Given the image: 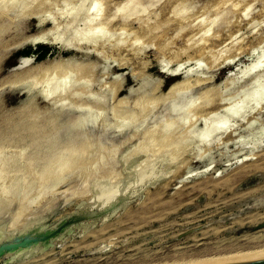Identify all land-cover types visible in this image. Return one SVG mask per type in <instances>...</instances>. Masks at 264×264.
I'll list each match as a JSON object with an SVG mask.
<instances>
[{
	"label": "rangeland",
	"instance_id": "rangeland-1",
	"mask_svg": "<svg viewBox=\"0 0 264 264\" xmlns=\"http://www.w3.org/2000/svg\"><path fill=\"white\" fill-rule=\"evenodd\" d=\"M66 132L48 178L1 202L0 264H170L264 244V0H0L1 141ZM10 141L0 157L25 161Z\"/></svg>",
	"mask_w": 264,
	"mask_h": 264
},
{
	"label": "bare ground",
	"instance_id": "bare-ground-1",
	"mask_svg": "<svg viewBox=\"0 0 264 264\" xmlns=\"http://www.w3.org/2000/svg\"><path fill=\"white\" fill-rule=\"evenodd\" d=\"M172 93V92H171ZM53 123H54V121H53ZM52 123V124H53ZM57 123V122H56ZM56 123H54L55 124V126L57 125ZM67 123V122H66ZM66 123H64V125H66ZM69 123V122H68ZM60 124V123H59ZM69 125V124H68ZM37 126V125H36ZM54 126V125H53ZM59 126H63V125H59ZM36 128V127H35ZM68 128H70L71 129V127L69 126ZM170 128V127H169ZM168 127H167V129H165L166 131L165 132H167L168 131V129H169ZM60 129V128H59ZM22 130V129H21ZM72 130V129H71ZM70 130V131H71ZM74 130V129H73ZM171 130V132H172V129H169V131ZM57 131V130H56ZM59 131V130H58ZM60 132V131H59ZM73 133H74V131H72ZM72 132H66V135L68 136V137H66V139H64V138H62V136L60 137L59 135H57V136H59V138H57L56 137V139H53L52 141H51V139H50V141H51V145H47V147H37V146H34L33 144H30V146L28 145L29 144V142L27 143L26 141H22V142H17V139H15V140H13V142L12 141H10V140H8V141H10L9 143H11L12 145H14L17 149L15 150V148H13L12 147V149H14V151L13 152H17L18 151V153H17V155L19 156V153H20V151L19 150H21V148H22V150L24 149V148H26L25 149V152H24V154L26 153V155H25V158H26V160L25 161H23V160H15L14 159V157H5V158H2V157H0L1 159H0V204H1V202L4 200V198H6V197H8V196H10V195H12V194H14V193H16L17 192V189H19L20 188V185H21V183L22 182H24L25 181V179L29 176V175H31V174H37V175H39L41 178H43V181H44V179H46V178H48V175H47V173H45L44 172V170L46 171V169H45V167L48 165V162H49V159H50V156H51V154H57V153H60V152H62L63 150H64V148H65V146L66 145H68V143H66V142H68V138H71V136H73V135H75V134H73V135H70V134H72ZM162 132H163V130H162ZM170 132V133H171ZM175 132V131H174ZM22 133H23V131H22ZM55 133V132H54ZM57 133V132H56ZM69 133V134H68ZM164 133V132H163ZM77 134V133H76ZM171 134H174L173 132L171 133ZM164 135H166L165 137H168V136H170V135H168V133H164ZM168 135V136H167ZM52 136H54V134L52 135ZM159 137H161L160 136V134L158 135V138ZM172 137V136H171ZM175 137V136H174ZM24 138V137H23ZM62 138V139H61ZM72 138H74V136L72 137ZM79 138V137H78ZM147 138V137H146ZM152 138V137H151ZM154 138V137H153ZM162 138V137H161ZM164 138V137H163ZM75 139H76V135H75ZM157 139V138H156ZM156 139H154V140H156ZM166 139H168V138H166ZM166 139L165 140H163V142H165L166 143ZM73 140V139H72ZM71 140V141H72ZM148 140V139H147ZM161 140V139H160ZM161 140V141H162ZM169 140H171L170 139V137H169ZM172 140H173V138H172ZM171 140V141H172ZM8 141H6V142H2L1 141V138H0V146L2 145V144H4V143H7ZM16 141V142H15ZM37 141V140H36ZM66 141V142H65ZM74 141V140H73ZM174 141H175V139H174ZM49 142V141H48ZM80 142H81V140H80ZM80 142H78V143H80ZM89 142H90V140H89ZM158 142V143H157ZM172 143H173V141H172ZM172 143H170V146L172 145ZM45 144V143H44ZM72 143L70 142V145H71ZM86 144V143H85ZM90 146H92L90 143H88ZM88 144H86V145H84V144H82V145H84V146H86L87 147V145ZM156 144H158V145H160V144H164V143H161L160 142V144H159V140H157L156 141ZM167 144H168V140H167ZM175 143H173V145H174ZM177 144V143H176ZM175 144V146H178V145H176ZM94 145V144H93ZM158 145H156V146H158ZM169 145V144H168ZM69 146V145H68ZM101 146V148H102V145H100ZM164 145H162V147H163ZM165 146H166V144H165ZM170 146H168V147H170ZM6 147V146H5ZM24 147V148H23ZM93 147V146H92ZM159 147V146H158ZM161 147V146H160ZM66 148H67V146H66ZM71 148V147H70ZM78 148V147H77ZM88 148V147H87ZM89 148H91V147H89ZM164 148V147H163ZM167 147H165V149H166ZM173 148V146L172 147H170V148H168V149H172ZM1 149H2V147H1ZM74 149H76V148H74ZM155 149H156V147H155ZM155 149H152L151 148V150H152V152L155 150ZM157 149H159L160 150V148H157ZM174 149V148H173ZM68 150V149H67ZM80 150V149H79ZM84 150V149H83ZM90 150V149H89ZM92 150V149H91ZM162 150V149H161ZM160 150V151H161ZM65 151V150H64ZM82 151V150H81ZM85 151V150H84ZM88 151V150H87ZM156 151V150H155ZM164 151H167V150H164ZM170 151V150H169ZM75 152V151H74ZM162 152V151H161ZM168 152V151H167ZM64 153V152H63ZM82 153H84L83 151H82ZM156 153V152H155ZM14 155L16 154V153H13ZM90 154V153H89ZM152 154H154V152L152 153ZM172 154V153H171ZM13 155V156H14ZM20 155H21V153H20ZM87 156V153H85L84 154V156ZM12 156V155H11ZM16 156V155H15ZM56 156V155H55ZM62 156V155H61ZM56 157H58V159H60L59 158V156L57 155ZM51 159H52V157H51ZM55 161H57L56 160V158H55ZM53 162H54V159H53ZM53 162H49L50 164L52 163V165H53ZM148 164H149V162H148ZM152 166V165H151ZM47 168H48V166H47ZM49 168H50V165H49ZM48 168V169H49ZM151 168H153V167H151ZM114 169V168H113ZM142 169V168H141ZM144 169H145V167H144ZM149 170V169H148ZM152 170V169H151ZM110 171V170H109ZM145 171V170H144ZM163 171V170H162ZM46 172H48V171H46ZM51 172V171H50ZM139 172V171H138ZM146 172V171H145ZM160 172V171H159ZM142 173H144L143 171H142ZM28 174V175H27ZM51 174V173H50ZM149 174V173H148ZM159 175L161 174V172L160 173H158ZM141 175V177H142V175L143 174H140ZM146 175V174H145ZM149 175H152V174H149ZM154 175V174H153ZM102 176H103V174H102ZM106 176V175H105ZM51 177V176H50ZM150 177V176H149ZM41 178H39L40 180H42ZM99 178H101V177H99ZM143 178V177H142ZM145 178H146V176H145ZM157 178V177H156ZM34 180V179H33ZM106 180V179H105ZM104 180V181H105ZM150 180V179H149ZM50 181V180H49ZM99 181V180H98ZM102 180L100 179V181L99 182H95L96 184H98V186H96V192H97V194H100L102 191H103V193L105 192V190H107V189H102L101 188V192H99V183L101 182ZM104 181H102L103 183H100V185L101 184H103L101 187H103L104 186V184L106 185V183H108L107 181L104 183ZM121 181V180H120ZM119 181V182H120ZM145 181H146V179H145ZM46 182V181H45ZM27 183V182H26ZM40 183V182H39ZM132 183V182H131ZM95 184V185H96ZM108 184H110V183H108ZM121 184V183H120ZM149 184V183H148ZM23 185V184H22ZM46 185H47V183H46ZM123 185V184H122ZM107 186V185H106ZM109 186H111L112 187V189L113 188H115L114 187V185L112 186V185H108V190H109V192H110V189H111V187H109ZM105 187V186H104ZM103 187V188H104ZM29 188H31V187H29ZM107 188V187H106ZM118 188H120V187H118ZM117 187H116V191H118L117 189H118ZM127 188V187H126ZM98 189V190H97ZM121 189V188H120ZM114 190V189H113ZM116 191H111V192H115L116 193ZM109 192H107V193H109ZM110 192V193H111ZM113 194V193H112ZM112 194H109L108 196H111ZM107 195V194H106ZM116 195V194H115ZM99 196V195H98ZM100 196H102L103 197V194H100ZM113 196V195H112ZM118 196V195H117ZM105 197V196H104ZM9 198V197H8ZM109 198V197H108ZM12 200V199H11ZM107 200V199H106ZM9 201V200H8ZM5 204V203H4ZM2 225H4V224H2ZM1 225V226H2ZM2 228V227H1ZM0 228V229H1ZM3 229V228H2ZM1 229V230H2ZM3 232V231H2ZM4 234V233H3ZM1 235V234H0ZM261 235V234H260ZM262 236V235H261ZM253 237V236H252ZM256 237H258V236H256ZM255 237V238H256ZM260 237V236H259ZM254 238V239H255ZM264 239V238H263ZM259 240V239H258ZM254 241H256V239L255 240H253L252 241V239H251V242L252 243H257V241L256 242H254ZM261 241V240H260ZM262 242H263V240H262ZM260 243V242H259ZM259 243H257V244H259ZM251 244V243H250ZM253 244V245H254ZM261 244H263V243H261ZM261 244L259 245V247L257 246V247H252L253 249H248V250H246L245 251V249H244V251H241V252H238V253H231V254H227V255H220V256H217V257H211V255H209L210 257H206L205 258V256H204V258H202L201 257V259H199V258H195V259H183V260H178V261H176V262H173V263H170V264H198V263H203V262H209V261H216V260H222V259H226V258H230V257H237V256H246V255H258V254H264V244L261 246ZM252 246V245H251ZM243 250V249H242ZM228 251H230V250H228ZM227 251V252H228ZM236 251V250H235ZM226 252V253H227ZM232 252V251H231ZM217 253H219V252H217ZM213 255V254H212ZM202 256V255H201ZM208 256V255H207ZM184 258V257H183ZM182 259V258H181ZM166 260V259H165ZM170 261V260H169ZM157 262V261H156ZM160 262V261H159ZM166 263V262H165ZM145 264V263H144ZM150 264V263H149ZM152 264V263H151Z\"/></svg>",
	"mask_w": 264,
	"mask_h": 264
},
{
	"label": "water",
	"instance_id": "water-1",
	"mask_svg": "<svg viewBox=\"0 0 264 264\" xmlns=\"http://www.w3.org/2000/svg\"><path fill=\"white\" fill-rule=\"evenodd\" d=\"M198 264H264V254L230 257Z\"/></svg>",
	"mask_w": 264,
	"mask_h": 264
},
{
	"label": "trees",
	"instance_id": "trees-1",
	"mask_svg": "<svg viewBox=\"0 0 264 264\" xmlns=\"http://www.w3.org/2000/svg\"><path fill=\"white\" fill-rule=\"evenodd\" d=\"M41 48H42V54H40L38 57L40 58V59H43V58H45L46 56H47V54H48V47L47 46H44V45H42V46H40ZM26 53H28V52H26Z\"/></svg>",
	"mask_w": 264,
	"mask_h": 264
}]
</instances>
